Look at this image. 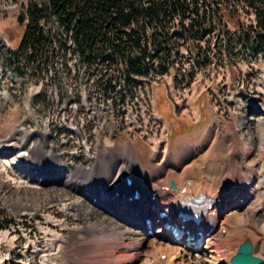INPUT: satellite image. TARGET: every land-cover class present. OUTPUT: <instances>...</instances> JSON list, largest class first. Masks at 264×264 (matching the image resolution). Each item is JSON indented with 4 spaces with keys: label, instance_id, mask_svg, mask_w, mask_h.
<instances>
[{
    "label": "rangeland",
    "instance_id": "rangeland-1",
    "mask_svg": "<svg viewBox=\"0 0 264 264\" xmlns=\"http://www.w3.org/2000/svg\"><path fill=\"white\" fill-rule=\"evenodd\" d=\"M21 1H23L22 3L24 4L27 2V0ZM243 4L244 3L239 2L240 7H242ZM16 8H18V6L14 4L13 0H0V34L7 41L6 45H2L0 49V62L2 57L8 54L5 63L7 62L8 66L14 70L16 76L19 78L15 82L9 81L11 85L6 86L9 93L12 91L13 98L12 101L6 102L4 108L0 110V124H2V127H0V139L4 137V133L10 127L18 128V126H24L28 130H31L32 133L35 130V133L34 135H30L28 139L25 138L23 140L28 144L29 148L37 142L40 143L39 145L43 149L41 151H43L44 155V153L50 150L49 146L52 143H56V140L53 137L41 140L42 137L38 131L40 128H51L50 124L58 106L57 103L53 102L56 96L60 94L79 95L81 92L88 93L93 90L95 84L90 86L89 84H91L92 81H89L88 84L82 74H78V76H73L70 73L65 74V71L60 65H40V69L35 71L36 66L34 67L32 64L28 65L24 63V59L19 63L14 61L10 62L12 56L8 53V46L16 49L20 44L25 25H19L17 23L14 14ZM252 13L246 11V8L241 11L240 20L242 25L249 26L252 24L254 20V15ZM171 29L175 30L176 28L172 27ZM215 38L224 39L230 44L227 45V47L231 46L230 48L242 42L241 36L232 26L229 25L224 27L218 24V28L203 41L201 46L206 50L208 49L210 56H213L210 60L205 59L206 64H202L201 67L197 66V70L193 72L191 77L185 72L177 73L175 70H185L191 64L189 57L186 54H181L182 61L178 63L180 69H170L167 72L168 76L172 79L174 93L172 92L171 94L169 88L160 81L157 80L155 83V106L158 108L162 119L161 121H157L155 118H152L149 130H153V127L159 126L164 129V140H167V144L170 145L163 155L161 154L162 144L160 146V151L158 150L154 153V160L148 158V152L150 151L148 148L150 145V136H141L140 142H130L127 134L115 128V137L105 140L107 147L110 148V153L114 150V152H116V150L123 151L124 148L123 153L125 160L126 158L131 159L136 167L134 168L135 165H132L131 160H129V162L126 160L125 164L128 162V165L133 166V170L139 171L140 173L144 171L146 176H151L154 185L157 184V182L159 184H162V181L163 183L165 181L167 182L165 175L159 173L161 165L166 164L168 161L172 163L175 158L192 154V152H194L193 145L200 139V133L202 134L203 131L207 130L208 135L210 133L213 135L209 140L210 142L215 140L217 136L216 133H222V135H227L229 137L236 135L235 143L233 144L234 153L247 152L245 149L249 145L248 143H250L249 146H251V149L245 157V165H251L252 170L257 175L264 170V156L260 151L261 143L264 140V114L256 113L250 109V102H252L251 104L260 103L264 105V55L261 58L256 55V58L251 60L248 56L244 55H239V58L235 55H226V61H224V58L216 55V53H219L221 50V47H217L214 54L209 52V47ZM183 39L185 38L176 34L174 42L177 43L178 46H182L181 44H183L186 48L187 42L185 41V43ZM190 42L191 41L188 42V47L192 52H194V50L196 51L197 46L191 48L189 46ZM217 43L224 45L222 41H215L214 44ZM233 59L244 60L245 68L240 69L239 66L232 61ZM229 61H231L233 68ZM72 63L78 64V61L73 60ZM111 65L116 66V62L113 64L109 62L107 66L112 68ZM91 68L96 70L98 69V65L94 64ZM32 72L34 73L31 74ZM93 73L94 75L91 79H94L96 82L97 73ZM152 73H154L152 78H156L155 75H159L160 71ZM152 78L149 77V83L154 81ZM187 79H190L188 82H194V90H187ZM137 82L139 85H143L144 76L141 75L137 77ZM214 89L216 92H214ZM174 97L177 98L179 104L173 101ZM236 99H241L246 105L242 110H233L232 116L230 117L227 113V109H232L233 102L237 101ZM155 106L151 103V110H155ZM195 113L200 114L199 120L195 119ZM243 118L246 119V125L241 124ZM230 133L233 134L228 135ZM218 137L215 143L217 147L211 150L213 151V156L209 163L205 162L206 157L202 160L199 159L206 148L195 156L197 162L193 161L192 163L195 162V165L198 164L196 165L198 168L190 171L189 175L191 179L203 177L204 179L208 178L212 180L214 174L211 171H213L218 178L220 177L219 175L222 176V174L224 175L226 172L235 170L232 169L233 165L231 164L232 160L230 156L225 148L220 146ZM221 137L228 140V138L224 136ZM156 138L163 140V137L160 135ZM210 142H208V144H210ZM127 147H129L128 150ZM211 151L207 150V153ZM53 152L56 151L53 149ZM95 152L96 149L93 148V157L96 159L95 162H98V164L102 162L100 165L103 166V161L108 159V156L103 158L101 153L97 154ZM220 153L223 154L224 161L222 162L219 160V157L215 156ZM129 154H131V156ZM161 159L162 161L160 162ZM239 159L241 158L239 157ZM191 160H195L194 155L193 157H188L186 163L191 162ZM128 171H130V167ZM235 171L239 173L240 169H236ZM9 172L10 170L6 164L0 161V210L6 218L14 221L9 222L7 227L0 229V264H49L50 260L43 261L41 259V256H43L41 253H45L43 249L50 244L59 245L60 248H56L57 253L46 254V256L49 258L55 256L65 264H72L75 263L74 259H77L75 258L78 256L76 254H79V252L76 253L75 242L77 241L78 243L84 239L83 236H85L88 231L89 235L87 237H92L90 235L94 234L88 227L90 224L105 220L106 222L108 221L107 225H114L119 229H126L128 227L125 217L123 220L118 219L112 211L109 212L106 208L104 209L99 202L92 203L87 197L81 195L76 188H70L63 184L51 186L44 185L42 187H37L35 185L31 186L30 183L24 184L22 179H12L13 177L11 178L8 175ZM166 172L167 170H165V173ZM231 176L233 181L235 180V191L240 192L246 181L244 179H242V181H237L236 176L238 178L239 174H236V176L232 174ZM132 178L137 181L141 180L135 173H133ZM96 179H98V177ZM18 181H21V183L16 184ZM255 183L256 181L254 184ZM93 189H97V191H93L94 193L102 192L100 187L96 188L94 186ZM31 190L37 192L35 193ZM119 190L120 188L118 191ZM140 192L142 195V188ZM235 195L236 194H233L231 198L228 192L227 200H232ZM63 196H67L71 200L75 199V201H79L80 208L77 212L66 210L68 211L67 213H59L57 209L59 208V204L56 205V203H58L57 198ZM263 196L264 193L263 195H259L257 199L256 197L253 198L254 195L252 194V199H250L248 205L252 206V208L257 207V209H253L256 212L254 214L250 212L245 214L248 218L247 222L258 223L259 227L264 225ZM134 198L136 197L132 196L130 199H125V202L128 203ZM258 203L260 205H258ZM53 204L56 205V207H49ZM73 213L77 214L73 216ZM155 213L156 209L153 208L152 216L154 218L156 217ZM141 224L142 223H140V225ZM157 227L158 225L148 229L149 232H151L149 236L154 235ZM245 227L250 228L249 224H245ZM245 227L242 229V238L244 240L248 238L253 242V239L249 237L250 232H248V229ZM143 228L146 230V227ZM183 241L184 237L177 242L182 244ZM72 242H74V244H72ZM223 244L218 243L216 245L217 250L223 251ZM33 250H35V252H33ZM80 254L82 255V253ZM93 256V254H89L83 259L89 264H98V261H96ZM61 261L58 262L61 263ZM86 262L83 264H88Z\"/></svg>",
    "mask_w": 264,
    "mask_h": 264
},
{
    "label": "bare ground",
    "instance_id": "bare-ground-1",
    "mask_svg": "<svg viewBox=\"0 0 264 264\" xmlns=\"http://www.w3.org/2000/svg\"><path fill=\"white\" fill-rule=\"evenodd\" d=\"M241 124H247L245 118H243ZM0 127H2V124H0ZM231 134L233 133L228 135ZM216 135L215 140L213 141L211 139L213 142H210L209 140L213 135H211V133L208 135V130L203 131L202 134L200 133V139H198V142L193 145L194 152H192V154L175 158L172 163L171 161H168L166 164L161 165L159 173L165 175L167 178V182L165 181L166 183H163L162 181V184L157 182L158 184L153 185L151 184V176H146L144 171L143 173H140L139 171L137 172L133 170L136 167L133 162L132 165H135L134 168L133 166L128 165V168L130 167V172L135 173V175L141 179L140 181L133 180V183L135 182L134 187L143 189L142 195L140 194V196L130 200L128 203L125 202L126 198L120 197L121 195L109 196L106 199L103 195L99 196L95 194L94 196L98 198V202L104 209L106 208L109 212L112 211L118 219L123 220L125 217L127 220L126 225L128 227L126 229H119L114 225H107L108 221L106 222L105 220L90 224L88 227L94 234L90 235L92 237H87L89 235L88 231V233L83 236L84 239L78 243L77 241L75 242L76 253L79 252V254L82 253V255L80 254V257L77 253L76 255L78 256L75 258L79 260L74 259L75 263L72 264H83L86 262L83 258L87 257L89 254L94 255L93 258L98 261V264H230L231 257L236 253L239 244L244 241L242 238V229L245 227V224H249L250 228H245L248 229V232H250V234L248 233L249 237L253 239V242H251L252 253L260 258V262L258 264H264V225L259 227L258 223L247 222L248 218L247 215H245L247 212H250L251 214L256 212L253 209H257V207L252 208V206L248 204L250 199H252V194L254 195L253 198H259V195H263L264 193V170L257 175L252 170L251 165H245V157L251 149V146H249L250 143H248L249 145L245 149L247 150V152H244L245 155L243 152L234 153L233 144L235 143L236 135H233L232 137L222 135V133H216ZM220 135L228 138V140L222 138ZM217 137L220 146L225 148L232 160L231 164L233 165V168H231L235 170L240 169L239 173L235 170H231L232 172H226L224 175L221 173L222 176L219 175L220 177L217 178L215 173L211 171L214 174V178L212 180L208 178L204 179L203 177L191 179L189 175L190 171L198 168V166H196L198 164L195 165V162H197L195 156L206 148L203 155H201L199 159L202 160L206 157L205 162L209 163L211 161V157L213 156V151L211 150L217 147V144H215L217 142ZM208 142H210V144H208ZM39 144L40 143L38 142L35 143L30 148V151L31 153L39 154V157H42L43 151L41 150L43 149ZM52 147L53 145H50V148ZM128 149L129 147H127V150ZM18 150L21 149H17L16 151ZM207 150L211 152L207 153ZM114 151L108 155V159H104L105 161H103V166H99L97 174L98 179H96L95 182L87 181L81 183L79 186L71 184H68V186L78 190L86 189V187L94 188L95 186L96 188L100 187V190L103 192L106 184L111 183L112 179L114 180L118 174L119 165L125 163L127 160V158L125 160L124 157V148L123 151ZM193 155L195 160H191V162L186 163L188 157H193ZM215 156L219 157L221 162L224 161L222 153ZM239 157L241 159H239ZM54 159H56L55 155L49 160ZM193 161L195 162L192 163ZM100 164H102V162ZM31 168L32 167H29L28 170ZM165 170H167L166 173ZM94 172H96V169ZM232 174L234 176L239 174L238 178L236 176L237 181H242V179L246 181V183L244 182L245 184L240 192L235 191V180H232ZM44 179L26 177L22 180L24 184L30 183L31 186L35 185L37 187H41L40 182ZM170 179L174 180L176 188L171 189L168 192L163 191L161 186L168 185V181ZM228 180H232L231 186H228ZM255 181L256 183L254 184ZM19 183H21V181H18L16 184ZM55 184L59 185L61 182H50V185ZM224 186L226 187V191L222 192L221 188ZM120 187L121 185L118 184L114 191H118ZM183 187H186L185 192L182 191ZM32 192L36 193L37 191ZM102 192H100V194ZM228 192L230 193L229 197L231 198L233 194H236L235 197L229 201L227 200ZM111 194H113V192H111ZM202 194L208 196L213 201L214 207H218L219 210H212L213 219L208 226L205 221L198 225L190 222L187 224L186 229L191 231V233H194L196 229H202L203 226L206 229L212 228L213 230L205 239L204 245L202 244L201 247L196 248L194 245L188 244L185 239L183 243L180 244L177 242L178 240L169 236L167 231L161 226L156 229L154 235L149 236L151 232H148V229L143 222V218L152 216V207L159 209L162 208V210L172 214V212L174 213V208L181 202L187 200L189 196L197 198ZM150 195H156L154 201L148 200ZM258 205L260 204L258 203ZM75 206H79L77 200L75 201ZM157 220L161 221L162 224L163 220ZM176 222L177 220L175 218L170 220V223ZM140 223H142L141 225L143 227H146V230L140 225ZM187 236L188 234H185L184 238ZM218 243L225 244H223V251L217 250L216 245ZM72 244H74V242H72ZM161 255H165V257L161 258Z\"/></svg>",
    "mask_w": 264,
    "mask_h": 264
},
{
    "label": "trees",
    "instance_id": "trees-1",
    "mask_svg": "<svg viewBox=\"0 0 264 264\" xmlns=\"http://www.w3.org/2000/svg\"><path fill=\"white\" fill-rule=\"evenodd\" d=\"M245 1L256 19V24L247 28L240 23L236 10H220L217 0H31L15 60L24 59V63L39 68L43 62L49 63L54 52H64L67 39H71L87 65L106 57L125 62L128 74L139 75L161 47L169 44L171 27L180 28L181 34L195 40L213 29L211 14L230 19L255 48L264 34V0ZM51 17L58 21L64 35ZM43 22L49 25L47 32ZM147 42L155 48V56L148 52ZM11 221L0 210V229Z\"/></svg>",
    "mask_w": 264,
    "mask_h": 264
},
{
    "label": "built area",
    "instance_id": "built-area-1",
    "mask_svg": "<svg viewBox=\"0 0 264 264\" xmlns=\"http://www.w3.org/2000/svg\"><path fill=\"white\" fill-rule=\"evenodd\" d=\"M212 1V0H211ZM20 2H21V0H14V4L15 5H17V6H19V4H20ZM239 2H241V3H244L243 5H242V7L245 9L246 8V11H250V13H252L253 12V10H252V8L251 7H247L246 6V1L245 0H217V6H218V8L220 9V10H236L237 11V17H238V19L240 20V14H241V11L242 10H244L242 7H240L239 6ZM252 11V12H251ZM253 15H254V20L252 21V24H255V22H256V19H255V14H254V12L252 13ZM210 19H211V21H212V24H213V26H215V29H217L218 28V24H221V25H223L224 27H227V26H231V24H230V22H229V20L227 19V18H225V17H221L220 19H215V16H214V14H211V17H210ZM242 19V18H241ZM223 20H224V22H223ZM240 22H241V20H240ZM234 29V28H233ZM235 30V29H234ZM220 37H222V36H220ZM215 41H222L223 43H226V41L224 40V39H217V38H215L214 40H213V42H212V44H211V46H212V50L213 51H215L214 50V43H215ZM2 44H3V42H2ZM169 45L171 46V50L172 51H175L176 52V54H179V53H183V54H186L188 57H189V61H190V54H189V52L187 51V49L186 48H183V47H180V46H178L177 45V43H175L174 42V36H171V40L169 41ZM262 45H264V34H263V38H262ZM224 45L222 46V53L223 52H228L229 53V50L226 48L225 49V51H224ZM239 50V53L241 52H243V51H245V53L247 54V55H249V57L248 58H250L251 56H254V55H259V52L261 51H256V50H252L251 49V47L246 43V42H241L240 44H238V45H236V46H234V48L232 49V51H234V52H237ZM261 53V52H260ZM99 61L101 60V59H98ZM116 62V66L114 65V69L116 68V67H120V66H122V61H120V60H113V63H115ZM112 63V64H113ZM114 73H118V70H115L114 71ZM104 80L105 78H101V79H98V81L99 80ZM145 97H148V94L146 93V94H144L143 92H142V95H140V100H145ZM95 105L97 104L96 103V101H94L93 102ZM74 122H75V120H74Z\"/></svg>",
    "mask_w": 264,
    "mask_h": 264
},
{
    "label": "water",
    "instance_id": "water-1",
    "mask_svg": "<svg viewBox=\"0 0 264 264\" xmlns=\"http://www.w3.org/2000/svg\"><path fill=\"white\" fill-rule=\"evenodd\" d=\"M25 14L23 11H20L16 17L17 23L22 25L24 21ZM171 186H174V183L171 182ZM252 244L249 240L242 242L237 250L236 255L234 256L232 263L233 264H258L260 258L253 255L252 253Z\"/></svg>",
    "mask_w": 264,
    "mask_h": 264
}]
</instances>
